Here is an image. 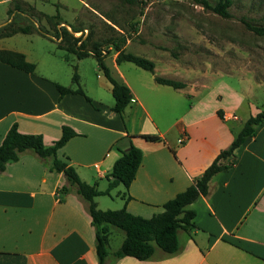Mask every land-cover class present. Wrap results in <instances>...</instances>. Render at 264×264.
Listing matches in <instances>:
<instances>
[{"label": "crops", "instance_id": "1", "mask_svg": "<svg viewBox=\"0 0 264 264\" xmlns=\"http://www.w3.org/2000/svg\"><path fill=\"white\" fill-rule=\"evenodd\" d=\"M117 56L115 51L105 63L112 77L132 92L123 115L112 111L115 101L106 100L104 92L112 94V85L100 77L98 85H88L80 73L89 103L80 94L61 98L56 85H64L57 80L0 62V144L14 124L21 133L42 135L46 146L60 139L63 126L71 127L77 135L58 150V158L73 166L84 182L104 191L116 161L132 142L143 153L142 164L129 190L120 185L117 196L131 214L151 218L193 185L263 106L248 102L241 121L237 113L244 100L255 98L251 87L227 105L224 95L215 96L213 88L206 92L211 86L199 75L192 81L166 77L154 62L155 75L147 77L141 71H148L133 63L118 64ZM155 76L186 87L160 85ZM65 87L77 88L73 81ZM182 96L191 99L190 106L171 120L169 105ZM236 155L232 168L210 182V195L190 205L197 229L178 232L177 252L168 254L157 247L145 261L115 258L113 252L106 264H264V123ZM51 164L52 159L27 150L0 172V264H98L89 204L63 173L51 170ZM100 197L95 202L102 210Z\"/></svg>", "mask_w": 264, "mask_h": 264}, {"label": "rangeland", "instance_id": "2", "mask_svg": "<svg viewBox=\"0 0 264 264\" xmlns=\"http://www.w3.org/2000/svg\"><path fill=\"white\" fill-rule=\"evenodd\" d=\"M232 1V18L224 19L192 0L139 4L124 0H0V27L13 19L15 27L33 28L30 34L18 33L1 39L0 46L26 54L36 64L37 76L69 86L77 72L86 84L96 86L100 79L109 83L96 58L89 56L79 62L75 54L59 48L55 40L57 31L62 27L70 33L75 28L80 30L74 35L82 36L88 48L126 35V52L151 57L166 77L192 81L199 75L211 86L206 92L213 88L215 96L224 95L227 105L234 104L238 94L246 95L247 87H251L255 101L244 100L243 108L237 113L242 121L249 110L248 102L255 107L264 106V36L247 30L241 18L264 26V0ZM58 13L65 24L57 26L58 20L52 19ZM39 27L47 35H42ZM105 51L108 56L115 52L111 45H106ZM141 73L147 77L152 74ZM104 92L106 100L115 101L112 94ZM212 99L214 103L216 100ZM190 103L189 97L182 96L176 104L169 105L171 120ZM118 190L115 188L111 196L99 198L103 209H122ZM111 229L108 251L112 255L120 249L126 234L119 228Z\"/></svg>", "mask_w": 264, "mask_h": 264}, {"label": "trees", "instance_id": "3", "mask_svg": "<svg viewBox=\"0 0 264 264\" xmlns=\"http://www.w3.org/2000/svg\"><path fill=\"white\" fill-rule=\"evenodd\" d=\"M124 1L129 4H139L163 0ZM192 1L221 18H232L230 11L233 5L232 0ZM9 14L12 15L13 11H9ZM52 19L58 20L56 23L57 26L65 24L59 13L53 16ZM241 22L247 30L256 35L264 36L263 25H257L248 18H241ZM32 32L33 28L30 26L15 27L12 19L7 25L0 27V40L12 37L18 33L30 34ZM39 32L42 35H47L40 30V27ZM79 32L81 31L75 28L73 33H70L66 27H62L57 31L55 40H58L57 43L59 48L75 54L79 60H83L89 56L96 58L99 68L103 71L105 77L112 85V95L115 100L112 111L119 115H123L133 95L127 85L118 82L112 77L111 71L105 63V59L108 56V53L105 51V46L111 45L116 53H118L116 59L118 64L130 62L153 75H155L156 67L154 61L126 52L124 49L128 40L126 35L111 38L105 43H94L91 48H88L87 41H85L82 36L76 37L74 35ZM0 62L30 74L36 71V64L29 62L24 54L11 50L0 48ZM155 81L160 85L170 86L174 89H183L186 87V85L180 81L160 76H155ZM73 82L77 86L76 89L59 84L56 85L60 97L62 98L68 94H80L84 96L89 103H92L91 98L85 94L80 86L77 72L73 75ZM263 123L264 106L260 113L248 119L231 146L216 157L213 163L193 185L182 193H179L175 198L166 202L164 204V211L151 218L133 215L125 207L120 210H101L95 202L96 197L108 196L112 190L120 185H123L128 191L131 184L136 179L138 169L142 164L143 153L132 142L129 144L128 151L122 152L121 157L116 161L112 172L107 177L109 182L107 189L101 191L97 188V185L91 186L84 182L73 166L60 160L57 156L58 150L64 147L77 135L71 127L63 126L60 139L55 141L51 146H46L42 135L21 133L18 129V125L14 124L0 144V172L5 171L8 163L18 161L20 154L27 150H33L44 160L52 159L51 170L57 173H63L70 186L75 187L78 194L89 204L91 223L96 232L98 264H106V260L110 254L108 245L111 234L110 227L112 226L123 230L126 234L122 246L119 250L114 252V257H132L139 261H145L153 256L156 246L168 254L177 252L179 249L178 232L183 230L187 233H191L197 229L195 224L196 212L189 208L190 205L196 202L200 197H208L210 195V182L214 176L232 168L233 162L237 157L236 152L238 148L245 145L255 134L256 129ZM144 138L147 140L159 139L155 136H145ZM124 196L127 201L131 199L127 192Z\"/></svg>", "mask_w": 264, "mask_h": 264}, {"label": "built area", "instance_id": "4", "mask_svg": "<svg viewBox=\"0 0 264 264\" xmlns=\"http://www.w3.org/2000/svg\"><path fill=\"white\" fill-rule=\"evenodd\" d=\"M226 119H236L235 115H225L224 116ZM179 143H182V140H179Z\"/></svg>", "mask_w": 264, "mask_h": 264}]
</instances>
